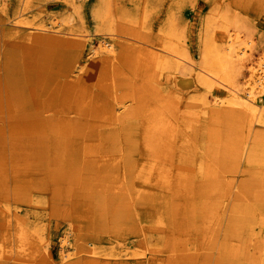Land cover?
Listing matches in <instances>:
<instances>
[{"label":"rangeland","instance_id":"obj_1","mask_svg":"<svg viewBox=\"0 0 264 264\" xmlns=\"http://www.w3.org/2000/svg\"><path fill=\"white\" fill-rule=\"evenodd\" d=\"M210 21L248 40L243 85L264 0H0V264H264V125L212 110Z\"/></svg>","mask_w":264,"mask_h":264},{"label":"bare ground","instance_id":"obj_2","mask_svg":"<svg viewBox=\"0 0 264 264\" xmlns=\"http://www.w3.org/2000/svg\"><path fill=\"white\" fill-rule=\"evenodd\" d=\"M101 3H103V2L101 1ZM101 3H100V5H101ZM100 9H101L100 6L97 8H94L93 14H94V17L96 19H99L101 16V10ZM227 17L228 16L225 15L224 18H227ZM221 18H222V16H221ZM224 18H223V20H224ZM228 20L230 21V19H228ZM211 22L212 21H210L209 25H208L210 28V33L207 35V37H205L206 39H205L204 45H203L202 66L198 68L199 69L198 72H200V73L199 74L197 73V74L199 75L200 81L203 84H206L208 86L210 84V86H212L213 83L214 84L217 83L219 86L224 87L226 89V92L229 94V97L223 99V98H220L219 96L215 95V93H214L213 99L211 102L213 103L215 109H212V110L214 111V113H216V112L227 113V116H229V118H233L236 120L239 119L240 116H243V113H244V114H246L245 119H246V121L248 120V123H252L255 125L256 124L257 125H264V116L262 113L263 110L261 109L263 106V102L262 101L260 102L259 100H257L255 98V94L253 91L256 87L263 89V91H264V60L257 63L256 67L254 66L251 69L249 78L247 79L246 82L243 83V85H241L240 81L237 80L238 76L235 74V72H232V70H234L233 68H236V65H237V67L239 69L238 71L240 73L242 72V67L244 66V61H245L244 59L246 57V54H248L247 50L251 46H249V42H247L248 40L240 42V41H238V38H240V36L236 35V37H235L233 35H230L227 42L225 43V45L222 47H219L216 44V41L213 37L212 32H214V31L211 28H214V26L212 25L213 23L211 24ZM21 26H22V24H21ZM60 26L56 30H49L52 33L51 34L52 36L50 35L52 38H57L63 34V29H61ZM171 27L172 28L170 29L171 30L170 32H172L174 30L173 26H171ZM224 27H225V25H224ZM224 27H223V29H224ZM33 29H36V28L27 27V28H24L22 30L32 31ZM100 44L101 45H100V47L98 46V48H101V50H102L101 52L107 53L106 55H108V54L112 55L114 53V51H116L114 49L115 47H114L113 42L103 41ZM250 45H251V41H250ZM166 49L168 51L164 50V53H166L167 57L166 58L164 57L163 59H170L169 56H171L172 58L177 59L179 62H183V61L191 62V58L187 55V53L183 49H180L174 45H167ZM167 53H169V56ZM168 64H170V62ZM193 64H191L190 70H192V68L194 69L195 66ZM190 76H191V74H190ZM192 76H194V75H192ZM188 79L189 78H188L187 74H181V76H177V82H176L177 86L181 87V88H185V85H187L190 82ZM243 87H245L247 90L246 95L242 94V88ZM206 102H208V101H206ZM211 102H210V104H211ZM117 103H118V101H117ZM206 104H208V103H206ZM121 111L123 112V107H119V110H117V112H120V113H121ZM240 112H243L242 115H239ZM122 114H124V113H121L119 115H115L114 119L109 118L110 122L114 123V121H116V122L121 121ZM110 125H112V124H110ZM145 128H146L145 131L150 130V135L153 133V130H152L153 128H150V127H145ZM92 130L93 129H89V131H91L94 134L98 132V130L95 132H93ZM87 133L90 134V132H87ZM168 155H170V154L168 153ZM165 160H166V162L171 164L170 160H168L165 156H162L161 161H165ZM170 169L171 168L169 167L167 169V171H170ZM163 173H161V174L163 175ZM159 175H160V173H159ZM60 256H61L62 260H66V258L68 257V255H66V252L64 251V249L60 250ZM69 258H70V255H69Z\"/></svg>","mask_w":264,"mask_h":264}]
</instances>
